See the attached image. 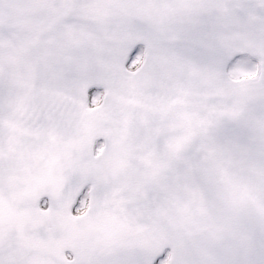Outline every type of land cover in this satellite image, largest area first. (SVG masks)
<instances>
[{"label":"snow or ice","instance_id":"snow-or-ice-1","mask_svg":"<svg viewBox=\"0 0 264 264\" xmlns=\"http://www.w3.org/2000/svg\"><path fill=\"white\" fill-rule=\"evenodd\" d=\"M0 264H264V0H0Z\"/></svg>","mask_w":264,"mask_h":264}]
</instances>
